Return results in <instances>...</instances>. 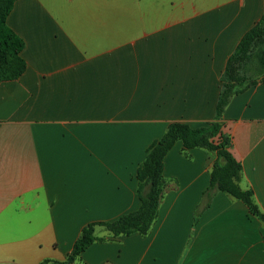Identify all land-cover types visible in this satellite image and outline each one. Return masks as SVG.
<instances>
[{"label": "crops", "instance_id": "obj_1", "mask_svg": "<svg viewBox=\"0 0 264 264\" xmlns=\"http://www.w3.org/2000/svg\"><path fill=\"white\" fill-rule=\"evenodd\" d=\"M264 0H18L26 69L0 82V264L65 262L89 223L139 210L149 147L216 118L222 75ZM240 187L264 213V83L223 115ZM216 155L177 142L146 235L98 240L73 264H264V222L218 192ZM52 264V263H51Z\"/></svg>", "mask_w": 264, "mask_h": 264}, {"label": "trees", "instance_id": "obj_2", "mask_svg": "<svg viewBox=\"0 0 264 264\" xmlns=\"http://www.w3.org/2000/svg\"><path fill=\"white\" fill-rule=\"evenodd\" d=\"M18 0H0V82L18 79L26 69L22 57L24 41L8 26V17ZM264 37V16L248 30L239 42L235 52L229 57L222 75V89L216 107V118L212 123L192 127L174 122L169 125L164 136L148 149L145 161L137 171L139 210L123 215L113 222L89 223L82 230L65 262L44 260L40 264H73L84 251L98 240L96 228L103 227L113 236L140 233L146 235L154 223L160 196L164 187V160L177 142L185 149H205L216 155L211 171L210 186L205 193L204 208L218 192H223L244 202L250 213L264 222V213L254 201L253 191L240 187L242 165L234 157L232 137L224 132L223 115L231 99L250 87L264 83V49L256 53L255 48ZM258 73L261 78L251 79L248 73ZM259 78V77H258Z\"/></svg>", "mask_w": 264, "mask_h": 264}, {"label": "rangeland", "instance_id": "obj_3", "mask_svg": "<svg viewBox=\"0 0 264 264\" xmlns=\"http://www.w3.org/2000/svg\"><path fill=\"white\" fill-rule=\"evenodd\" d=\"M262 49H264V37H263V39L258 43V45H257V47L255 48V52L256 53H258V52H260V50H262ZM248 76H250L251 77V79L253 80V79H255V80H257V79H259V81H260V78H261V76L258 74V73H254V72H252V73H248ZM259 77V78H258ZM258 83H260V82H258ZM166 188H167V183H166V181L164 182V187H163V190H162V193L166 190ZM105 229V228H104ZM106 230V229H105ZM107 231V230H106Z\"/></svg>", "mask_w": 264, "mask_h": 264}]
</instances>
